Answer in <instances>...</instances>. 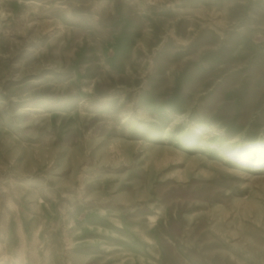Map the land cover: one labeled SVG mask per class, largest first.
I'll list each match as a JSON object with an SVG mask.
<instances>
[{"label": "rangeland", "instance_id": "1", "mask_svg": "<svg viewBox=\"0 0 264 264\" xmlns=\"http://www.w3.org/2000/svg\"><path fill=\"white\" fill-rule=\"evenodd\" d=\"M0 264H264V0H0Z\"/></svg>", "mask_w": 264, "mask_h": 264}]
</instances>
